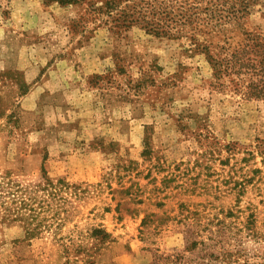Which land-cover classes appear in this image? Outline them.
Listing matches in <instances>:
<instances>
[{
    "label": "rangeland",
    "instance_id": "obj_1",
    "mask_svg": "<svg viewBox=\"0 0 264 264\" xmlns=\"http://www.w3.org/2000/svg\"><path fill=\"white\" fill-rule=\"evenodd\" d=\"M105 1L0 0V181L55 189L0 216V264H264V100L209 86L185 40L109 31Z\"/></svg>",
    "mask_w": 264,
    "mask_h": 264
},
{
    "label": "trees",
    "instance_id": "obj_2",
    "mask_svg": "<svg viewBox=\"0 0 264 264\" xmlns=\"http://www.w3.org/2000/svg\"><path fill=\"white\" fill-rule=\"evenodd\" d=\"M124 1L127 3L121 6L123 1L106 0L99 8L100 14L106 17L104 25H108L109 31L137 26L146 35L157 39L185 40L188 51L204 56L211 71L212 82L209 86L244 100H264V34L247 31L239 24L237 16L240 10L234 6L237 0ZM248 1L250 3L243 5L241 13L250 11L254 0ZM258 1L260 3L261 0ZM261 5L264 7V3ZM231 30L236 32L228 37L226 33ZM14 75L17 77L18 74ZM11 82L18 89L16 97L26 94L27 90L21 89L24 86L22 82L17 78ZM13 116V111L6 115L8 122ZM45 181L48 188L37 189L39 186H35V189L29 190L16 185L6 174L0 181V199L3 200L0 203V216L26 221L37 215L34 214L35 204H32L37 193L44 196L55 193L51 182ZM36 209L42 210V206ZM26 213L31 216H26ZM25 234L35 237L41 234V230H26ZM107 237L102 232L101 242ZM198 245L200 242H192L189 248L193 250Z\"/></svg>",
    "mask_w": 264,
    "mask_h": 264
}]
</instances>
